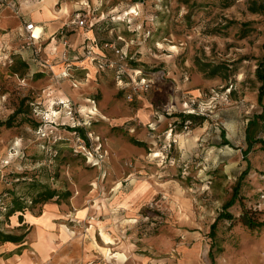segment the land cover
Wrapping results in <instances>:
<instances>
[{
    "label": "rangeland",
    "instance_id": "374dc122",
    "mask_svg": "<svg viewBox=\"0 0 264 264\" xmlns=\"http://www.w3.org/2000/svg\"><path fill=\"white\" fill-rule=\"evenodd\" d=\"M14 1L16 10L0 7V121L19 106L23 112L12 128H0V204L8 210L18 200L38 213L43 204L38 192L54 190L59 197L52 199L60 202L70 197L75 185L85 188L83 179H94L99 166L87 162L79 143H101L100 151H108L109 116L121 114L126 105L137 109L143 102L140 96H151L149 87L127 100L131 87H117L112 71L100 73L92 85L76 71L54 77L39 60H27L21 45L23 28L33 14L28 9L33 6L41 13L47 5L52 20L63 26L72 19L93 23L99 44L124 50L129 67L140 69L152 85L155 80L169 82L172 104H178L165 114L160 131H172L162 137L159 151L169 144L168 158L160 163L151 157L148 173L158 191L137 213L130 250H140L151 264H211L210 226L235 186L244 210L264 222V120L257 118L261 108L256 77L263 55L264 13L248 10L252 0ZM51 58L48 64L66 67L64 60ZM124 81L129 83L128 78ZM84 107H95L96 115ZM188 114L194 118L184 129L182 118ZM228 211L236 221L217 224L215 264L256 263L261 255L256 250L264 247V228L243 226L238 221L240 206ZM12 221H3L2 232H8V226V234L33 236L29 223ZM9 248L0 243V264H17L6 259Z\"/></svg>",
    "mask_w": 264,
    "mask_h": 264
},
{
    "label": "crops",
    "instance_id": "0c3cea01",
    "mask_svg": "<svg viewBox=\"0 0 264 264\" xmlns=\"http://www.w3.org/2000/svg\"><path fill=\"white\" fill-rule=\"evenodd\" d=\"M31 8L33 6L28 10L33 14L27 12L31 14L27 22L42 29L39 35L43 45L42 61L52 57L53 62L57 56L59 60L56 62H61L64 47L58 32L63 24L52 20V11L47 5L43 6L41 13ZM69 31L73 33L69 35ZM66 37L70 47L65 62L69 63L65 68L59 63L51 65L54 75L66 76L73 70L78 76H86L87 82L93 85L101 79L100 73L111 72L99 71L89 60L83 59L85 39L94 37L91 31L86 33L82 29L70 28L66 30ZM110 49L113 52L110 53ZM114 49L112 45L101 44L100 50L109 58L114 56L116 59V50L122 49ZM54 53L56 56H51ZM25 56L33 62L30 51H26ZM56 75L54 77H58ZM114 80L117 87H131L130 83L117 82L115 76ZM150 87L149 99L140 96L145 91L136 93L143 101L137 109L126 105L121 114L108 115L112 120L105 136L109 161L103 167L95 168L94 179L90 176L83 179L82 183H87L85 188L77 183L68 199L60 202L50 199L41 205L38 213L24 209L9 217L10 223H13L12 218L21 219L23 224L33 226V236L24 234L20 243L1 242L10 245L6 259H12L17 264H151L140 250H130V246L134 245L131 239L135 237L133 228L138 220L137 213L144 202L158 191V186L150 177L153 175L148 173L149 164L153 152H159L162 137L170 134L168 130L164 133L160 131L164 121H167L165 114H170L169 109H175L178 104H172L169 82L155 80ZM74 91L78 95L80 89ZM159 100L163 102L159 103ZM186 106L185 101L182 108ZM151 129L154 131L150 132ZM173 142L176 144L177 139ZM129 161L133 163L130 168L126 166ZM6 230L10 232L8 226ZM262 237L264 239V231ZM256 251H260L261 255L254 264H264V247Z\"/></svg>",
    "mask_w": 264,
    "mask_h": 264
},
{
    "label": "built area",
    "instance_id": "2783aa9c",
    "mask_svg": "<svg viewBox=\"0 0 264 264\" xmlns=\"http://www.w3.org/2000/svg\"><path fill=\"white\" fill-rule=\"evenodd\" d=\"M16 3L17 2H15L14 0L8 2H6L5 0H0V7L3 5L8 6L13 10H16L18 9ZM93 25V23L88 24L86 20L72 19L70 22L64 24V26L60 29L58 35H60V39L64 47V52L62 54V60H64V62L66 61L67 50L70 47L69 40L66 37V30L76 26L81 28L82 30L85 29L84 32L87 33L88 31H91ZM24 31L26 37L24 38V41L21 45L22 50L30 51L32 60L36 62L39 60L38 62L41 63V65H46L51 69V65L48 64L46 60L42 61L43 46L40 42V36L36 37L33 34L34 25L32 23L25 24ZM85 42L83 44L85 49L83 59L89 60V62L93 64L99 71H112L114 73L116 81L121 84H125L124 80L125 78H128V82L131 85L132 92L127 95V100L131 101L133 94L137 93L138 91H146L149 89L151 85L150 80H147L143 76L142 71L140 69L136 70L129 67V65L127 64L128 56L125 51L115 49L117 54L116 59H110L106 54H104L100 50L101 46L96 42L94 37H87L85 39ZM187 128V126H184V129ZM88 137L91 139L90 135ZM88 145L89 146H87V143L85 141H81L77 148L85 156L88 163H90L92 166H99L98 168H100L104 160L108 158L109 152L105 149H103V151H100L101 143H98V145H96L95 147H93V145H91L89 142ZM169 147V144H165L159 152H153L152 156L154 158H158L160 163H165L166 159L168 158L165 153L166 151H169ZM168 163H170V160H168ZM126 166L132 167V162H127Z\"/></svg>",
    "mask_w": 264,
    "mask_h": 264
},
{
    "label": "trees",
    "instance_id": "16d2710c",
    "mask_svg": "<svg viewBox=\"0 0 264 264\" xmlns=\"http://www.w3.org/2000/svg\"><path fill=\"white\" fill-rule=\"evenodd\" d=\"M248 10L252 13H264V0H252L250 2ZM94 27L95 25H93L91 28L92 33H93ZM99 45L101 46V44ZM262 49H263V55L256 68V77H257L258 82L260 83V86L258 88V94H257V103L261 108V113L257 116L259 120H264V42L262 44ZM211 73L212 75L215 74V72H211ZM22 112L23 111L20 110V106H19V108H17L15 112L12 115H10L6 120L0 121V128L2 127L6 129L12 128L15 125L16 117ZM192 118H194V116L191 114H188L187 116L183 117L182 119H184V122H185L184 126L188 127V124L190 123L189 120ZM261 144H262L261 146L262 150L264 151V140L261 141ZM38 196H39V200L43 201V203L46 202L47 200L54 198L55 196L59 197L57 192L54 190H45L42 193L38 192ZM243 201L244 199L241 196H239V187L235 186V188H233L231 197L223 204L221 211L217 215L214 222L211 224L210 231H209L211 245L208 250V257L211 260V264H215V258L213 255L212 247L214 246V243L216 242V228H217L218 222L227 221V222L233 223L236 221L235 220L236 216L232 215V213L229 212L228 209H230L231 207H234L235 205L240 206L242 211H241L240 218L238 219V221L243 226H245L248 230H262L264 228L263 221H257L256 219H254L253 217L254 214L252 212L250 211L248 212L247 210H244ZM2 205L3 204H0V210H1L0 211V227L3 221L8 220L9 217L15 214L16 212H22L25 209V207L18 200H16L13 206L8 210L6 207H4V205L2 207ZM6 210L7 212H5ZM22 239H23V235L15 236V235H10V234H5L2 232L0 228V243L1 242L20 243ZM219 251H223V250H219Z\"/></svg>",
    "mask_w": 264,
    "mask_h": 264
},
{
    "label": "bare ground",
    "instance_id": "6f19581e",
    "mask_svg": "<svg viewBox=\"0 0 264 264\" xmlns=\"http://www.w3.org/2000/svg\"><path fill=\"white\" fill-rule=\"evenodd\" d=\"M41 32H42V29L39 26L34 27V31H33L34 36H36V37L39 36L41 34ZM63 102H64V99H61L60 103L63 104ZM84 110H86L87 113L92 114V115H96V111H97L95 107H84ZM51 111L53 114H55L53 109H51ZM105 238H106V240H108L107 237H105Z\"/></svg>",
    "mask_w": 264,
    "mask_h": 264
}]
</instances>
